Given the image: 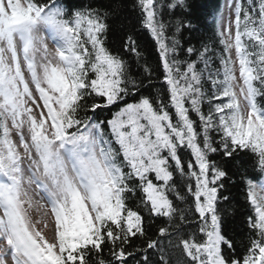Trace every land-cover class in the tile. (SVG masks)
Listing matches in <instances>:
<instances>
[{
  "label": "snow or ice",
  "instance_id": "6c2138e0",
  "mask_svg": "<svg viewBox=\"0 0 264 264\" xmlns=\"http://www.w3.org/2000/svg\"><path fill=\"white\" fill-rule=\"evenodd\" d=\"M227 7L217 53L189 0H0V264H264V0Z\"/></svg>",
  "mask_w": 264,
  "mask_h": 264
},
{
  "label": "trees",
  "instance_id": "16d2710c",
  "mask_svg": "<svg viewBox=\"0 0 264 264\" xmlns=\"http://www.w3.org/2000/svg\"><path fill=\"white\" fill-rule=\"evenodd\" d=\"M93 2L105 3L106 0H93ZM125 2L130 4L131 0H125ZM221 2L222 0H189L191 9L186 14V19L191 21L193 28L184 32L183 43L185 46L192 44L199 48L206 43L219 53L222 46L218 42L219 37L216 35V28L211 23V18L218 11ZM125 15L132 24L136 25L138 23V15L135 12L125 9ZM113 38L118 39V35L115 32ZM140 39L144 47L145 58L150 65L155 66L159 62L155 42L146 31ZM216 63H219L218 58ZM110 116L111 114L107 111L102 114L103 119H108ZM241 171H243V168H241ZM236 179L237 184L231 190L233 197L232 207L235 209V213L226 224V231L233 236L241 235L243 219L249 211L248 205L244 200L239 177Z\"/></svg>",
  "mask_w": 264,
  "mask_h": 264
},
{
  "label": "rangeland",
  "instance_id": "374dc122",
  "mask_svg": "<svg viewBox=\"0 0 264 264\" xmlns=\"http://www.w3.org/2000/svg\"><path fill=\"white\" fill-rule=\"evenodd\" d=\"M231 3H232V0H225L223 7H222L221 13L223 14V25L224 26H227V24L229 23V20L232 18L229 8L227 7V5Z\"/></svg>",
  "mask_w": 264,
  "mask_h": 264
}]
</instances>
